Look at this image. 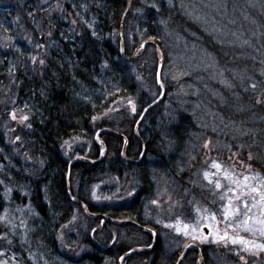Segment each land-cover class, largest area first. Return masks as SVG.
<instances>
[{
	"label": "trees",
	"instance_id": "16d2710c",
	"mask_svg": "<svg viewBox=\"0 0 264 264\" xmlns=\"http://www.w3.org/2000/svg\"><path fill=\"white\" fill-rule=\"evenodd\" d=\"M55 1L38 2L41 20L36 23L40 27L37 40L41 45L40 63H33L30 55L35 56L22 43L8 46L5 54L0 52V77L12 84L15 107L25 114L28 126L21 133L25 141L18 155L13 154L0 132V193L10 190L12 202L20 208L29 205L31 211L24 215V240H20L29 264H104L108 252L101 251L105 244L102 245L99 239H94L96 243L90 241L92 252L76 260L63 261L57 235L71 219V205L76 202L86 205L90 213H105L82 197L83 191L102 180L104 174L121 177L133 169L138 171L137 185L141 189L151 186L149 167L143 163L133 165L125 159L136 161L142 153L143 157L153 156L157 150L168 146L169 151L180 154L181 144L196 136L198 123L194 115L183 112L180 109L183 106L177 102L179 92L191 86L189 79H194L195 75L185 78L183 73L170 67L182 54L173 50L172 43L179 41L178 38L183 41L182 46L175 48L184 51L186 57L199 52L211 57L217 72L221 70L223 76L219 75L213 86L208 81L204 83L206 91L212 92L208 101L202 100L204 106L230 121H247L250 138L263 145L264 113L259 111L264 109L256 105V93L250 87L261 86L264 51L256 52L259 58L255 53L242 51L245 47L219 43V27L228 26L225 15L206 14L205 6L209 8L210 3L203 7L201 0H180L171 5L159 1L154 10L141 16L137 14L145 8L139 0H61L59 4ZM33 6H28L27 13H34ZM243 6L238 2L233 6L235 19L239 22L244 17L249 18ZM205 14L208 17L204 19ZM9 18L7 11L0 13V33L10 36L13 27L5 21ZM70 18L75 20V25ZM208 19L219 24L207 23ZM148 40L154 45H146L135 53ZM121 43L123 55L120 54ZM156 47L162 58L160 76L169 78L174 71L171 82L164 83L161 78L164 95L157 103L160 94L157 97L152 95L159 92ZM201 73L206 76L205 71ZM209 73L212 75L213 72ZM128 101L130 113L124 109L129 106L126 105ZM142 127L146 132H140ZM95 130H106L124 137L123 157L122 139L104 132L99 135L104 154L112 156L106 170L104 160L92 165L84 161L71 163L63 158L64 143L80 140L91 148L86 157L80 151L79 159H97L99 147L95 142ZM163 138L167 142L161 141ZM176 146L179 148L175 149ZM250 153L253 158L264 156V146L257 149L252 146ZM32 158L41 165L40 172L34 169L35 163L27 164ZM258 164L264 171V160ZM142 201L139 192L129 206L108 215L114 220H130L148 227L138 215ZM2 204L0 199V214ZM101 227L104 231L105 226ZM116 227L108 223V228ZM120 227L138 230L132 226ZM206 250V247L200 249L204 260ZM172 260L164 264H175L176 261ZM184 261L183 257L181 264ZM203 264L208 263L203 261Z\"/></svg>",
	"mask_w": 264,
	"mask_h": 264
},
{
	"label": "rangeland",
	"instance_id": "374dc122",
	"mask_svg": "<svg viewBox=\"0 0 264 264\" xmlns=\"http://www.w3.org/2000/svg\"><path fill=\"white\" fill-rule=\"evenodd\" d=\"M39 1L43 3V0L0 2V13L8 12L11 19L5 21L13 27L10 36L0 33L1 54H5L8 46L22 43L35 56L30 55L33 63H40L41 45L37 41L40 27L36 23L41 20ZM58 1L55 2L59 4ZM139 1L145 8L137 14L141 16L146 11L154 10L159 1L171 5L180 0ZM201 1L203 7L204 4L210 3L209 8L205 6L206 14L225 15L228 26L219 27V43L245 47L242 51L255 53L254 55L260 58L256 52L264 51V0ZM236 2L244 5L249 18L244 17L240 22L235 19L233 6ZM30 4L34 5V13H27ZM206 14L203 15L204 19L208 17ZM70 21L75 25L73 18H70ZM208 21L207 23H218L214 19ZM178 40L172 43L173 50L181 51L182 54L178 55L177 60H173L170 67L183 73L185 78L195 75L194 79H189L191 86L179 92L177 102L183 106V109L180 108L183 112L194 115L198 123L196 136L192 141L186 140L181 144L180 154L174 150L169 151L168 146L166 149H160L161 151L157 150L153 156L143 157L142 163L149 167L150 171L151 186L148 188L141 189L137 185L138 171L129 169L121 177L104 174L102 180L91 184L82 195L85 201L98 206L105 212L103 214H107L129 206L140 192L143 201L138 215L148 225V231H143L146 234L142 235L141 231L123 229L121 225H115L116 229H110L106 225L102 231L100 218H89L82 206L72 204L71 219L59 230L56 240L59 252L64 256L63 261L76 260L81 255L92 252L90 241L99 239L102 245L111 243L108 256H104V264H118L123 252L147 247L152 243L150 250L134 254L121 264H156V259L160 264L168 263L172 259L175 262L186 248L183 264H203V261L208 264H264V171L258 164L264 160V156L253 158L250 153L252 146L257 149L264 145L255 138H250L247 121H230L204 106L202 100L205 98L208 101L212 96V92L206 91L204 83L208 81L210 86H213L223 73L221 70L217 72L216 64L205 52H199L197 55L191 53L186 57L184 51L175 48L184 43L179 38ZM121 48L123 49V43L120 45V53L123 55ZM263 58L264 55L262 60ZM159 59L162 58L158 56ZM201 71H205L206 76ZM209 71L213 72L212 75ZM172 73L174 76V71ZM172 76L170 73L169 78L163 75L161 78L164 83H168L174 80ZM259 84L260 88H255V85L250 88L256 93V105L264 109V76ZM160 91L159 88V92L152 95L157 97ZM15 103L12 84L0 77V132L13 154L18 155L25 141L21 133L25 132L28 126L25 114L16 109ZM126 105L129 106L124 109L130 113L132 110L129 101ZM246 113L247 111L245 116ZM146 128L150 130L149 126ZM143 131L146 132V129L142 127L140 132ZM98 132H94L95 142L99 147L97 159L85 160L91 146L80 140L64 143L61 150L63 158L71 163L90 161L92 165L98 163V160H104L103 168L106 170L112 162V156L109 153L104 154V145L99 141L101 139ZM161 141L167 142L166 138ZM177 148L179 146L175 149ZM171 149H174L173 146ZM80 151L85 157L79 160ZM161 155L165 158L160 159ZM36 160L32 158L27 164L31 166L35 163L34 169L40 172L41 165H38ZM0 195L3 197L0 198L3 200V212L0 214V264H29L23 253L25 246L20 241L24 240V215L31 211L29 205H22L20 208V205L12 202L10 190H5ZM11 205H14L13 209L10 208ZM204 227L207 228L208 234L204 233ZM202 247L207 249L205 260L202 255L201 258L198 257Z\"/></svg>",
	"mask_w": 264,
	"mask_h": 264
},
{
	"label": "water",
	"instance_id": "95a60500",
	"mask_svg": "<svg viewBox=\"0 0 264 264\" xmlns=\"http://www.w3.org/2000/svg\"><path fill=\"white\" fill-rule=\"evenodd\" d=\"M146 45H154L150 40L149 41H146V42H144L143 44H141V46H140V48H138V49H136V51H135V53L137 52V51H139V49H142V48H144ZM159 51V49L156 47V52H158ZM121 52H123V49L121 48ZM161 67H162V60L161 59H159L158 60V68H157V75H156V81H157V85H158V87L160 88V90H161V93H160V96H159V98L157 99V102H158V100H160L161 98H162V96H163V94H164V88H163V85H162V83H161V81H160V71H161ZM104 132H107L106 130H100L98 133H104ZM107 133H109V134H113V135H117L118 137H120L121 139H123V144H124V146H125V139L121 136V135H119V134H117V133H113V132H107ZM124 146H123V150H124ZM81 206H83L81 203H79ZM84 212L89 216V217H97V216H100L101 217V215H93V214H90L88 211H87V209L84 207ZM113 223H115V224H119V225H131V226H134V227H136V228H138L139 230H141V231H148V228H145V227H143V226H140V225H138L137 223H135V222H132V221H112ZM203 231H204V233L205 234H208V230H207V228H203ZM152 245H153V243H152ZM152 245L150 246V247H148V248H145V249H143V248H136L135 250H133V251H129L128 253H126V254H124L121 258H120V260L123 258V257H125L127 254H133V253H139V252H143V251H147V250H149L151 247H152ZM186 250H187V248L183 251V253L181 254V257H180V259H179V261L183 258V256H184V254H185V252H186ZM197 251H199V249L197 250ZM198 255H200V252L198 253ZM179 261L176 263V264H178L179 263ZM199 264H201V263H199Z\"/></svg>",
	"mask_w": 264,
	"mask_h": 264
},
{
	"label": "flooded vegetation",
	"instance_id": "af4514ba",
	"mask_svg": "<svg viewBox=\"0 0 264 264\" xmlns=\"http://www.w3.org/2000/svg\"><path fill=\"white\" fill-rule=\"evenodd\" d=\"M125 162H127V163H131V164H133V165H135V161H128V159H125ZM140 164V163H139ZM103 216L101 217V226H106V225H108V223H110L111 222V218L109 217V215H108V213L107 214H102ZM107 215V216H106ZM110 246H111V243H110V245H107V246H105V247H103L102 248V252L103 253H107L108 252V250H109V248H110ZM126 252V251H125ZM125 252H123L121 255H120V257L125 253Z\"/></svg>",
	"mask_w": 264,
	"mask_h": 264
},
{
	"label": "bare ground",
	"instance_id": "6f19581e",
	"mask_svg": "<svg viewBox=\"0 0 264 264\" xmlns=\"http://www.w3.org/2000/svg\"><path fill=\"white\" fill-rule=\"evenodd\" d=\"M142 248H143V249H145V248H147V247H146V246H142ZM133 250H135V248H134V249H131V250H128V251H126L124 254L128 253L129 251H133ZM124 254H123V255H124ZM134 254H137V253H133V254H127V255H126L125 257H123V258H124V259H127V258L131 257V256H132V255H134ZM123 255H122V256H123ZM122 256H121V257H122ZM105 260H106V259H105ZM118 264H121V263H118Z\"/></svg>",
	"mask_w": 264,
	"mask_h": 264
}]
</instances>
